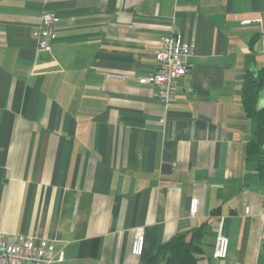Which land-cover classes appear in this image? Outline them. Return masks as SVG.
I'll return each mask as SVG.
<instances>
[{
  "label": "crops",
  "instance_id": "obj_1",
  "mask_svg": "<svg viewBox=\"0 0 264 264\" xmlns=\"http://www.w3.org/2000/svg\"><path fill=\"white\" fill-rule=\"evenodd\" d=\"M43 13L58 19L48 51L30 34ZM170 33L192 55L164 110L138 79ZM262 68L264 0H0L6 239L47 240L63 254L54 264H138L205 227L196 264H264V176L246 157L254 121L241 105L242 75Z\"/></svg>",
  "mask_w": 264,
  "mask_h": 264
},
{
  "label": "built area",
  "instance_id": "obj_2",
  "mask_svg": "<svg viewBox=\"0 0 264 264\" xmlns=\"http://www.w3.org/2000/svg\"><path fill=\"white\" fill-rule=\"evenodd\" d=\"M54 14L43 13L39 22L31 29L30 34L38 49L50 50L57 24ZM248 24L249 21H244ZM192 47L182 43L170 33L161 38L159 49L155 54L156 69L146 77L138 79L141 85H154L156 87L157 101L167 110L174 101L178 89L179 79L190 70V56ZM199 201L197 198L190 200V215H196ZM248 214V208L246 209ZM144 247L143 233L136 231L131 243L130 253L134 257L142 255ZM228 251V238L224 234V217L217 218L215 229L213 258L224 260ZM63 260V254L53 251L52 245L47 240L35 244L33 237H11L6 239L0 227V264H54Z\"/></svg>",
  "mask_w": 264,
  "mask_h": 264
},
{
  "label": "trees",
  "instance_id": "obj_3",
  "mask_svg": "<svg viewBox=\"0 0 264 264\" xmlns=\"http://www.w3.org/2000/svg\"><path fill=\"white\" fill-rule=\"evenodd\" d=\"M241 78L242 109L244 115L254 121L253 135L247 144L245 153L246 157L256 158L258 171L261 176H264V155L262 152L264 144V103H260L264 95V69L246 71ZM214 218H216L213 221L216 226L218 217ZM204 229L205 227H199L193 229L188 235L182 233L174 235L159 245L150 259L138 264H196L199 252L198 244L203 237Z\"/></svg>",
  "mask_w": 264,
  "mask_h": 264
}]
</instances>
